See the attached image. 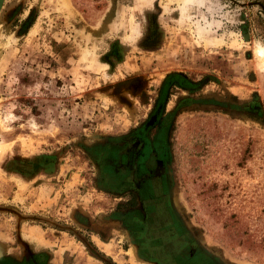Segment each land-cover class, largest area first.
<instances>
[{"label":"rangeland","instance_id":"rangeland-1","mask_svg":"<svg viewBox=\"0 0 264 264\" xmlns=\"http://www.w3.org/2000/svg\"><path fill=\"white\" fill-rule=\"evenodd\" d=\"M257 43L264 0H2L0 264H145L96 159L183 73L198 86L171 83L154 131L166 222L200 264H264Z\"/></svg>","mask_w":264,"mask_h":264},{"label":"flooded vegetation","instance_id":"flooded-vegetation-1","mask_svg":"<svg viewBox=\"0 0 264 264\" xmlns=\"http://www.w3.org/2000/svg\"><path fill=\"white\" fill-rule=\"evenodd\" d=\"M166 83H169L168 92L171 83L184 89L198 86L185 73L168 76L162 87ZM167 97L168 93L160 119L152 127L146 129L149 115L130 133L100 145L96 159L97 182L107 191L124 194L118 198L125 202L118 211L126 212L122 216L115 211L112 218L123 219L127 235L136 245L138 261L145 264H200L198 250L188 241L184 244V236L170 225L164 179V137L161 128L154 133L161 124Z\"/></svg>","mask_w":264,"mask_h":264},{"label":"water","instance_id":"water-1","mask_svg":"<svg viewBox=\"0 0 264 264\" xmlns=\"http://www.w3.org/2000/svg\"><path fill=\"white\" fill-rule=\"evenodd\" d=\"M2 4V0H0V6ZM169 83H166L160 92L159 98L156 102V105L153 109V111L150 113V117L148 121L146 122V129H149L152 127V125L156 124V122L160 119V116L162 114L164 103L166 100V95L168 93Z\"/></svg>","mask_w":264,"mask_h":264},{"label":"bare ground","instance_id":"bare-ground-1","mask_svg":"<svg viewBox=\"0 0 264 264\" xmlns=\"http://www.w3.org/2000/svg\"><path fill=\"white\" fill-rule=\"evenodd\" d=\"M255 53L261 59V61L264 62V45L263 44L257 43L255 45ZM30 139L27 140V138L25 136H20L19 137V141L21 142V144L22 143L25 144L27 141L30 142ZM28 146H30V145H28ZM0 149L4 150V154L7 153L8 149H9V144L6 143V142H1L0 143Z\"/></svg>","mask_w":264,"mask_h":264},{"label":"crops","instance_id":"crops-1","mask_svg":"<svg viewBox=\"0 0 264 264\" xmlns=\"http://www.w3.org/2000/svg\"><path fill=\"white\" fill-rule=\"evenodd\" d=\"M207 2L209 1L210 2V0H206ZM198 4H196L195 6H197Z\"/></svg>","mask_w":264,"mask_h":264}]
</instances>
